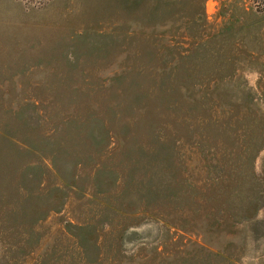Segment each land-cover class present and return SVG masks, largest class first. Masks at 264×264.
<instances>
[{
    "label": "rangeland",
    "instance_id": "374dc122",
    "mask_svg": "<svg viewBox=\"0 0 264 264\" xmlns=\"http://www.w3.org/2000/svg\"><path fill=\"white\" fill-rule=\"evenodd\" d=\"M0 264H264V0H0Z\"/></svg>",
    "mask_w": 264,
    "mask_h": 264
}]
</instances>
